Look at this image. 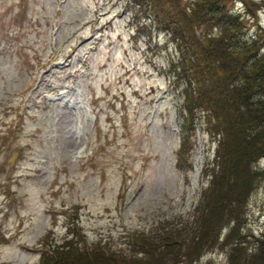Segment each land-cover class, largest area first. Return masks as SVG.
Wrapping results in <instances>:
<instances>
[{
  "label": "rangeland",
  "instance_id": "obj_1",
  "mask_svg": "<svg viewBox=\"0 0 264 264\" xmlns=\"http://www.w3.org/2000/svg\"><path fill=\"white\" fill-rule=\"evenodd\" d=\"M105 1L0 0V264H35L45 245L72 234L105 243L96 256L114 261L229 264L235 223L247 249L264 233V158L250 162L256 174L237 203L224 188L225 199L208 191L195 205L217 136L202 110L184 117L185 88L166 70L178 58L175 38L155 27L153 44L141 5ZM189 1L175 12L214 94L220 76H206L203 31L218 27L191 21ZM216 1L239 14L237 36L253 43L264 69V0ZM208 98L229 104L219 91ZM206 208L215 237L197 247L187 230L198 217L201 226ZM94 257L67 262H102Z\"/></svg>",
  "mask_w": 264,
  "mask_h": 264
},
{
  "label": "trees",
  "instance_id": "obj_2",
  "mask_svg": "<svg viewBox=\"0 0 264 264\" xmlns=\"http://www.w3.org/2000/svg\"><path fill=\"white\" fill-rule=\"evenodd\" d=\"M139 1L148 2L157 25L168 31L170 30L172 35L183 36L184 50L188 61L186 60L185 63L186 69L181 67L178 73H185L192 85L188 98V108L190 110L196 107L202 110L207 121L205 129L217 136V138L215 137L212 157L204 162L202 170L204 178L202 183L205 182V179L208 182L200 189L199 198L195 205L201 201L208 191V194L211 193L217 196L220 194L225 199L227 196L224 193V188L230 191V203H237L240 200V195L246 193L256 174L250 168V162L257 161L259 157L264 158V69L260 65L263 56L255 52L253 43L238 38V26L241 18L238 13H228L223 8V3L218 5L216 0H192L188 2L190 10L187 13L192 16L191 21L196 22L198 18L202 21L207 20V23L211 26L216 25L218 27L215 33L210 32L208 28L203 31L205 44L202 51L207 78L212 75L214 77L216 74L220 76V79L217 80L219 82L220 103L229 102L227 108H225V105L222 109L220 107L216 108L208 96L210 94L216 96L218 91L214 89L213 94L212 90L204 88V77L200 75V70L194 59L187 30V21L182 19L181 16H177L175 12L178 0ZM207 40L211 45L208 48L206 45ZM210 51L212 53L211 59L215 62L212 67L214 68L217 64L221 72L208 67L206 54H210ZM214 84L216 87L215 81ZM230 110L233 111L232 117L229 114ZM210 119L212 120L210 121ZM231 209L229 207L228 211H231ZM210 213H212L211 210L204 209V221L201 226L197 225L200 220V217H198L197 223H195L196 226H190L187 230V232L190 230L187 233V239H190L191 242L195 241L197 247L206 241H213L215 237V233H213L214 226L212 229L213 234L210 233V226H208V222L213 219ZM227 220L231 222L232 218L228 217ZM231 229L234 233L232 235V232H228L227 237H232L234 242L228 250L227 263L264 264V233H262L261 238L257 239L255 247L247 249L240 242L243 239L242 234L238 236V224L235 223ZM206 235L211 237L207 238ZM176 237L179 236L176 235ZM103 240L108 242L107 239ZM140 244L141 249H145L142 248V246H145L143 242H140ZM161 244L157 242L155 248ZM104 247H106V244L97 241V239L87 242L82 237L77 239L76 234H72L64 237L60 243L53 245L47 252L48 254L46 253L38 264H68L67 260L69 258L88 257V255L90 257L95 256L96 259H102V262H96L95 264L138 263L135 260L129 261L132 259L131 257L129 260L122 257L119 261H117V258L114 261L110 253L105 257H103L104 255L99 257L100 250ZM152 251L147 250L148 255ZM97 253L99 254L96 256ZM154 255L152 254L151 257Z\"/></svg>",
  "mask_w": 264,
  "mask_h": 264
},
{
  "label": "water",
  "instance_id": "obj_3",
  "mask_svg": "<svg viewBox=\"0 0 264 264\" xmlns=\"http://www.w3.org/2000/svg\"><path fill=\"white\" fill-rule=\"evenodd\" d=\"M261 40H262V42L264 43V32H263L262 35H261Z\"/></svg>",
  "mask_w": 264,
  "mask_h": 264
}]
</instances>
